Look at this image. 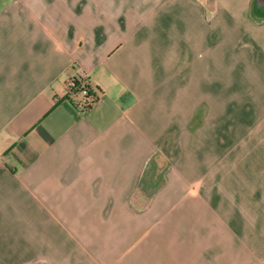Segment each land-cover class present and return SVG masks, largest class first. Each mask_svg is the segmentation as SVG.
<instances>
[{"label": "crops", "instance_id": "obj_1", "mask_svg": "<svg viewBox=\"0 0 264 264\" xmlns=\"http://www.w3.org/2000/svg\"><path fill=\"white\" fill-rule=\"evenodd\" d=\"M256 3L0 0V264H264Z\"/></svg>", "mask_w": 264, "mask_h": 264}, {"label": "built area", "instance_id": "obj_2", "mask_svg": "<svg viewBox=\"0 0 264 264\" xmlns=\"http://www.w3.org/2000/svg\"><path fill=\"white\" fill-rule=\"evenodd\" d=\"M85 78L86 75L83 71H81L79 73V78L78 80L76 79H72L69 81L68 87H69V91L71 92V94L73 93L72 91H74L75 89H77L78 87H80V92L79 93H83L85 98H84V102H83V106L84 107H89L90 105H92L95 102V98L91 95V93L89 92V87L86 85L85 83ZM72 95H76V94H72Z\"/></svg>", "mask_w": 264, "mask_h": 264}, {"label": "rangeland", "instance_id": "obj_3", "mask_svg": "<svg viewBox=\"0 0 264 264\" xmlns=\"http://www.w3.org/2000/svg\"><path fill=\"white\" fill-rule=\"evenodd\" d=\"M157 163L159 165L158 169L155 172H149L150 174L147 176L145 185L141 189L142 192L152 191L154 186H156L159 183L162 168L165 166V161L163 159H157Z\"/></svg>", "mask_w": 264, "mask_h": 264}, {"label": "flooded vegetation", "instance_id": "obj_4", "mask_svg": "<svg viewBox=\"0 0 264 264\" xmlns=\"http://www.w3.org/2000/svg\"><path fill=\"white\" fill-rule=\"evenodd\" d=\"M256 7L260 12L264 13V0H257Z\"/></svg>", "mask_w": 264, "mask_h": 264}, {"label": "trees", "instance_id": "obj_5", "mask_svg": "<svg viewBox=\"0 0 264 264\" xmlns=\"http://www.w3.org/2000/svg\"><path fill=\"white\" fill-rule=\"evenodd\" d=\"M68 88H69V87H68ZM70 91H71V90H70ZM72 92H73L74 94H77V93H79V92H80V87H78L77 89H75V90H74V91H72ZM73 93H72V94H73ZM72 94H71V95H72Z\"/></svg>", "mask_w": 264, "mask_h": 264}]
</instances>
